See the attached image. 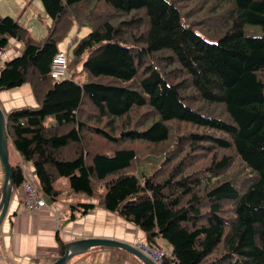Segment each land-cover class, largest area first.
I'll use <instances>...</instances> for the list:
<instances>
[{
  "label": "trees",
  "instance_id": "16d2710c",
  "mask_svg": "<svg viewBox=\"0 0 264 264\" xmlns=\"http://www.w3.org/2000/svg\"><path fill=\"white\" fill-rule=\"evenodd\" d=\"M38 1L49 20L41 39L0 17V49L21 45L2 65L0 92L27 85L36 102L3 117L11 191L28 164L48 200L66 179L95 202L71 211L97 207L146 244L164 242L160 264H264V0H216L234 11L215 42L183 24L181 0ZM74 26L89 32L73 43L67 78L53 79ZM97 251L109 264H141L118 249L87 253Z\"/></svg>",
  "mask_w": 264,
  "mask_h": 264
},
{
  "label": "crops",
  "instance_id": "0c3cea01",
  "mask_svg": "<svg viewBox=\"0 0 264 264\" xmlns=\"http://www.w3.org/2000/svg\"><path fill=\"white\" fill-rule=\"evenodd\" d=\"M41 9L42 6L37 0H0V17L18 20L29 34L33 31L39 39L45 36L47 27L43 25L42 28L36 24L35 20L41 16ZM20 52L21 45L18 47L14 40H9L2 64ZM23 107H36L27 85L0 92V110L3 117L10 110ZM12 154L14 160L19 162L18 156L13 152ZM23 166L33 177L30 165ZM2 182L3 169L0 165V187ZM22 198L20 188L11 191L5 217L0 223V264H52L60 256V242L64 245L84 238L113 239L129 245L136 239L144 242L143 235L137 228L112 213L97 207L82 216L75 210L71 211L79 204L94 205L95 202L86 196L73 194L68 189L61 190L60 195L53 201L45 197L46 207L30 214L25 213L21 204ZM157 244L164 248L165 253L169 252L164 242L158 241ZM66 264L109 263L107 253L97 251L93 256L87 252L75 256Z\"/></svg>",
  "mask_w": 264,
  "mask_h": 264
},
{
  "label": "rangeland",
  "instance_id": "374dc122",
  "mask_svg": "<svg viewBox=\"0 0 264 264\" xmlns=\"http://www.w3.org/2000/svg\"><path fill=\"white\" fill-rule=\"evenodd\" d=\"M38 1V0H37ZM181 8L179 10L181 11V18L183 24L192 25L193 29L196 30L198 33H201L208 41L215 42L217 39H219L228 29L227 26L223 24V16H228L231 11H234V6L231 2H218L216 0H181ZM10 3V2H8ZM3 4H6L5 2ZM2 4V5H3ZM30 4V3H29ZM28 7L31 6V4ZM25 9V6L23 7V10ZM22 10V11H23ZM28 10V9H27ZM188 10L195 11L191 15L196 19V25H193L192 22L194 19H192L191 16H186V12ZM36 24L40 27L43 25H49V20L46 18V16L43 13V9H41V16L35 20ZM28 32V31H27ZM89 32V29L86 27L80 28L77 30V28L74 26L72 27L65 39L58 44V52L60 54H64L66 57H69L71 48L73 46V43L79 39L80 37H83ZM242 32L246 37H258L261 36V29L258 26H251V25H243ZM29 34V32H28ZM29 36H31L33 39H39L40 37L33 33V31L30 32ZM17 46L19 47V43H17ZM79 79H82V77H78ZM116 84L122 85V86H129L134 88V86L128 83H121V82H115ZM53 122L51 119H46L45 124L51 125ZM149 126V124L147 125ZM9 156H10V162H14L12 151L9 149ZM54 187L59 190H65L68 189V184L66 179H58L54 183Z\"/></svg>",
  "mask_w": 264,
  "mask_h": 264
},
{
  "label": "water",
  "instance_id": "95a60500",
  "mask_svg": "<svg viewBox=\"0 0 264 264\" xmlns=\"http://www.w3.org/2000/svg\"><path fill=\"white\" fill-rule=\"evenodd\" d=\"M7 133L2 111L0 110V165L3 169V182L0 187V223L3 221L11 194L10 166L6 150ZM112 248L124 251L135 257L141 264H153L148 258L134 250L128 243L104 238H84L63 245V253L52 264H66L75 256L86 253L91 248Z\"/></svg>",
  "mask_w": 264,
  "mask_h": 264
},
{
  "label": "built area",
  "instance_id": "2783aa9c",
  "mask_svg": "<svg viewBox=\"0 0 264 264\" xmlns=\"http://www.w3.org/2000/svg\"><path fill=\"white\" fill-rule=\"evenodd\" d=\"M4 49H0V71L2 68V57L5 54ZM67 57L64 54L57 53L51 60L50 77L56 80L67 78L66 71ZM22 172V181L19 188L22 190L23 205L25 213H33L41 208L46 207L45 197L35 187L33 177L28 174L23 164L20 165ZM132 248L144 257L148 258L153 264H160L161 258L165 253L164 248L156 245H148L140 239H136L132 244Z\"/></svg>",
  "mask_w": 264,
  "mask_h": 264
}]
</instances>
